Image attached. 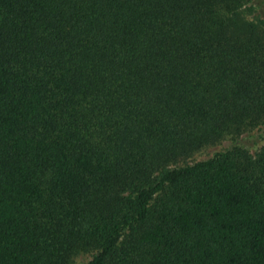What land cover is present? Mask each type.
Returning <instances> with one entry per match:
<instances>
[{"label":"trees","instance_id":"trees-1","mask_svg":"<svg viewBox=\"0 0 264 264\" xmlns=\"http://www.w3.org/2000/svg\"><path fill=\"white\" fill-rule=\"evenodd\" d=\"M255 13L0 0V264H264V144L187 162L264 124Z\"/></svg>","mask_w":264,"mask_h":264},{"label":"rangeland","instance_id":"rangeland-1","mask_svg":"<svg viewBox=\"0 0 264 264\" xmlns=\"http://www.w3.org/2000/svg\"><path fill=\"white\" fill-rule=\"evenodd\" d=\"M256 3V15L264 19V3L263 0H255ZM253 15H248L251 17ZM262 135L261 138L259 135ZM234 143H238L248 149L251 153H254L262 144H264V124L254 128L252 131H247L238 137L226 136L220 141H217L214 144L208 145L201 149L200 151L194 153L190 158L187 159V162H192L194 160H201L208 158L214 152L228 148ZM183 163L180 161L179 164ZM90 254H79L74 258V264H84L89 258Z\"/></svg>","mask_w":264,"mask_h":264}]
</instances>
